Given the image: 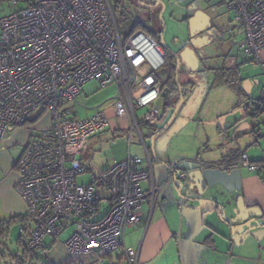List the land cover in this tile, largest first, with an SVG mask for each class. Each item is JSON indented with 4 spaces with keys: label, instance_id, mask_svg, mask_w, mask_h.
I'll list each match as a JSON object with an SVG mask.
<instances>
[{
    "label": "built area",
    "instance_id": "obj_1",
    "mask_svg": "<svg viewBox=\"0 0 264 264\" xmlns=\"http://www.w3.org/2000/svg\"><path fill=\"white\" fill-rule=\"evenodd\" d=\"M9 5L15 9L0 11V141L28 125L15 163L14 188L25 203L19 230L25 246L38 249L45 237L70 228L65 249L94 254L99 263L123 247L125 229L139 221L142 204L152 208L167 184L142 189L152 169L130 149L137 138L150 161L140 128H158L164 121L163 106H154L164 85L155 73L164 51L141 30L122 39L106 0H9ZM226 7L243 35L241 51L264 70V0H227ZM91 80L100 87L114 85V96L81 116V108L90 109L79 100L81 87ZM252 106L264 114V86ZM109 127L124 132L127 154L112 159L94 184H77L89 138ZM240 164L256 169L245 155ZM124 251L133 262V251Z\"/></svg>",
    "mask_w": 264,
    "mask_h": 264
},
{
    "label": "crops",
    "instance_id": "obj_2",
    "mask_svg": "<svg viewBox=\"0 0 264 264\" xmlns=\"http://www.w3.org/2000/svg\"><path fill=\"white\" fill-rule=\"evenodd\" d=\"M230 28L239 33L240 48L243 35L232 25V21ZM223 57L217 68L213 85L223 84L225 86H221L231 89L234 95L230 104L227 105L226 102L220 105L219 109L222 113L214 115V120L224 122L214 123L213 135L207 136L201 155L196 158L192 157L193 155L187 157L190 160L179 157L176 165L185 166L184 170L207 165L220 168L239 167L240 189L233 195L241 196L246 206L256 207L264 217V118L263 125L260 126L257 120H254V116L258 113L256 112L257 115L254 116V112L252 113L254 111L252 101L258 90L264 86V70L260 63L253 62L249 57L239 61L233 52H225ZM260 60L264 62V48L260 52ZM233 85L241 92L239 98ZM163 104L164 98L161 96L155 107L160 108ZM225 114H230L228 119ZM182 123L185 126V122ZM147 134L150 136L149 131ZM28 136L27 128H14L0 141V220L24 213L25 203L14 188L17 179L15 163L23 151ZM147 149L150 161L146 159L144 149L143 159L150 164L152 173L148 179L141 182L145 183L142 187L144 190L149 189L152 183L156 186L161 185L169 175L165 168V175L158 180L154 171L155 160L150 154L149 147ZM243 155L256 166V169L240 164ZM176 165L170 164L171 167ZM166 185L167 187L162 188L163 190L158 193L152 208L148 202L142 204L139 221L125 229L123 247L107 254L99 263H96L94 254L87 256L70 254L63 245L65 238H60V234L57 237L46 238L43 246L35 250V255L40 259L25 264H180L181 262L182 264H227L228 262L264 264V237L253 242L255 247L243 253L245 255L235 249L237 246L234 243L228 248L227 241L220 238L218 230H214L217 228L216 208L210 214L206 208L214 206L209 204L196 206L193 209L184 205L182 208L183 225L180 230L182 246H184L182 259V253L179 256L176 237L179 226L178 202L170 183ZM125 248L133 251L135 256L133 262H130L126 256Z\"/></svg>",
    "mask_w": 264,
    "mask_h": 264
},
{
    "label": "rangeland",
    "instance_id": "obj_3",
    "mask_svg": "<svg viewBox=\"0 0 264 264\" xmlns=\"http://www.w3.org/2000/svg\"><path fill=\"white\" fill-rule=\"evenodd\" d=\"M110 6L117 24L118 31L122 39H125L135 30H141L149 34L156 42L159 43L164 53L166 54L164 62L158 69L155 70L160 81L165 82L169 76V62H170V50H176L178 44L184 40L188 33V24L182 21V17L187 14L200 12L208 18L213 26V40L212 42L203 46V54L200 65L194 75H190L184 78L185 82H190L191 89L184 97L176 118L172 123V126L180 120L178 128L169 131V128L158 134L154 138L153 150L150 145V136H148L149 126L142 125L141 132L144 137V142L150 149V154L153 157L155 175L158 180L165 175V164L158 160L170 162V164L176 165L179 157H197L201 155L204 143L207 142V136L213 135L214 123L223 124L224 121L214 120L216 113H222L219 109L220 105L227 102L230 104L231 98L234 96L231 89L223 87L225 85L219 84L213 85L215 80V74L217 68L220 66L225 52H233L239 61H243L248 58L238 47L239 45V33L235 30H231L230 22L232 20L231 13L227 10V0H158L165 8L162 12V16L158 15V19H155L152 15V10L145 4L148 0H106ZM20 4V3H19ZM159 6V5H158ZM15 9V6L9 5V0H0V11L8 13ZM158 9V13H159ZM140 24L135 26V22ZM164 23V31L161 32ZM221 34H223L221 36ZM162 35L163 43L167 48H163L160 42V36ZM178 39V40H175ZM223 85V86H221ZM115 86L108 85L100 87L96 81H88L81 87V93L79 100L83 101L85 107L90 109L81 108V116L89 115L92 113L91 107L99 104L103 100L114 96ZM158 103L155 102L154 106ZM149 106L140 108L137 112L141 117ZM254 110V109H252ZM172 109L168 110L164 116L163 123L170 116ZM254 111H252L253 113ZM44 116V115H43ZM224 116V115H222ZM228 119L230 114H225ZM254 116V115H253ZM213 117V118H212ZM264 114L259 113L254 116V120L263 125L262 119ZM185 122V126H183ZM40 123V122H39ZM150 125H154L151 121ZM171 126V127H172ZM20 129V127H18ZM22 129L28 128V125L22 126ZM16 129V128H15ZM121 131H113L112 127L105 129L101 134L94 135L89 138V147L83 156V165L85 172L76 175L75 181L77 184H89L95 183L94 179L98 174L105 169L112 161V159H121L126 155V139ZM211 139V138H210ZM137 138L133 139L131 144V154L137 155L141 158L145 157L143 148L137 145ZM165 141V143H163ZM155 155V156H154ZM156 159H155V158ZM194 158V159H195ZM170 159V160H166ZM185 166H179V170H184ZM178 170V173H179ZM145 183H141V187H144ZM170 186V185H169ZM167 185L164 188H166ZM171 187V186H170ZM162 189V190H163ZM101 195H107L103 189L99 190ZM107 201H103V208H107ZM178 222H179V209ZM183 225L182 212H181V228ZM71 229L61 233L60 238H65L69 235ZM19 230V223L13 224L9 228L7 237L2 238V245L0 252L5 255L0 256V264H16L14 255L22 254V246L18 243L19 236H21ZM48 238L45 237V239ZM181 253L182 259L184 256V246H182L181 233ZM242 245V244H241ZM238 245L235 249L243 254L249 252L255 247L251 244V248L245 250V247ZM245 250V251H244ZM245 255V254H243ZM194 259V258H193ZM233 263V262H232Z\"/></svg>",
    "mask_w": 264,
    "mask_h": 264
},
{
    "label": "water",
    "instance_id": "obj_4",
    "mask_svg": "<svg viewBox=\"0 0 264 264\" xmlns=\"http://www.w3.org/2000/svg\"><path fill=\"white\" fill-rule=\"evenodd\" d=\"M158 3V0H152ZM163 7V5H162ZM162 16V13L159 14ZM211 26L210 18L201 13H194L188 19V32L191 39V46H185L179 51L170 50L169 52L176 56L177 61L175 65L174 73L176 88L179 89L181 95L175 104L170 116L161 127L152 126L150 131L153 135L150 136V145L153 150L154 138L156 135L162 133L169 128L172 121L176 118L179 107L190 91V87L186 88V91L182 92V87L178 81V72L180 62H185L186 67L190 70H195L198 66V58L195 52L196 49L203 47L204 45L212 42L213 37L208 39L207 36H198V33L206 30ZM164 27V23H163ZM211 30L207 33L209 35ZM213 34V31L212 33ZM206 38V41L202 44H196L195 40H201ZM160 42L163 48L167 46L163 43L162 35L160 36ZM194 75V74H193ZM170 89L164 87L161 92V96L166 98ZM180 125V120L174 126L169 128L172 132ZM165 143V141H163ZM155 156V155H154ZM155 158V157H154ZM156 159V158H155ZM156 161L165 164V168L168 170L169 175L166 180L167 184L170 183L174 190L179 209V226L176 232L179 256H181V211L183 206L193 209L196 206L202 207L203 205H213L212 208H206L210 214L214 212L216 208V225L214 229L219 234L220 238L227 241V247L229 248L233 243L238 246L241 245L245 250L251 248L253 242L259 241L264 237V217L261 212L253 206H246L241 196H234L233 193L240 189V169L234 168H220L211 165L198 166L190 168L188 170H179V167H171L168 162L163 160ZM200 163V162H199ZM179 170V173H178ZM244 250V251H245ZM240 252V251H239ZM182 264V262L180 263ZM227 264H234L228 262Z\"/></svg>",
    "mask_w": 264,
    "mask_h": 264
},
{
    "label": "flooded vegetation",
    "instance_id": "obj_5",
    "mask_svg": "<svg viewBox=\"0 0 264 264\" xmlns=\"http://www.w3.org/2000/svg\"><path fill=\"white\" fill-rule=\"evenodd\" d=\"M140 1H141V0H140ZM145 4L149 7V9L152 10V15H153V17H154L155 19H158V15H159L160 13H162L163 11H165V8H166V6L164 7V5H163L160 1H158V3H157V2H154V1H152V0H148ZM158 5H159V6H158ZM162 5H163V7H162ZM158 9H159V11H160L159 13H158ZM192 14H193V13H192ZM192 14H187V13H186V15L182 17V21H184L186 24H188V19L192 16ZM210 22H211V21H210ZM211 25H212V23H211ZM160 30H161V32L164 31V27H162V29H160ZM210 30H211L210 34L207 35V33H208ZM212 31H213V30H212V28H211V26H210V27L207 28L206 30H204V31H202V32H200V33H198V36H201V37L207 36L208 39H211V37H212V34H211ZM191 39H192V38L189 36V32H188V33H187V36L184 38V40H182V41L178 44V48H177L175 51H179V50L183 49L185 46H191V45H192L191 42H190ZM175 40H178V39H175ZM205 41H206V38H203V39H201V40H195V43L199 45V44L204 43ZM162 50H163V49H162ZM195 52H196V54H197V58H198V66H197V68H196L195 70H190L189 68H187L185 62H182V61H181L180 64H179L178 81H179V84H180L181 87H182V92H183V93L186 91V88H187V87H191L190 82H189V83H188V82H185V81H184V78H186V77H188V76H190V75L193 76V74H194V77H195L196 74L193 73V72L196 71V70L198 69V67H199V65H200V62H201V60H202V57L204 56V54H203V47L196 49ZM164 54H165V53H164ZM170 57L172 58V60H174V63H175V65H176V61H177L176 56H174L173 54H171ZM164 60H165V56H164ZM175 65H174V70H175ZM175 77H176V75H175V73H174L173 83L171 84V86H169L170 83H168V82L165 83L164 86H163V87H168V88L170 89L169 93L166 95V98H168V97H173L174 99H176V98L179 99V97H180V95H181L179 89L176 88ZM185 86H187V87H185ZM178 99H177V101H178ZM173 122H174V120L172 121V123H173ZM172 123L170 124L169 128H171ZM167 128H168V127H167Z\"/></svg>",
    "mask_w": 264,
    "mask_h": 264
},
{
    "label": "trees",
    "instance_id": "obj_6",
    "mask_svg": "<svg viewBox=\"0 0 264 264\" xmlns=\"http://www.w3.org/2000/svg\"><path fill=\"white\" fill-rule=\"evenodd\" d=\"M139 24L140 23L138 21L135 22V26H137ZM165 56H166V54H165ZM170 59L171 60L168 63L169 64V71H170V73H169V76H168L167 80L164 82V84L167 83V82L170 83L169 86H171V84L173 83L174 65H175L174 60H172L171 57H170ZM164 62H166V60ZM221 82L223 83V81H221ZM233 86H234L233 88L236 91V93L238 95V98H239V96L241 95V92L239 91V89H237V87L235 85H233ZM177 99L178 98L174 99L173 97L164 98V104H163L164 116L166 115V113L168 112V110H170V109L173 110L175 104L177 103ZM238 102H239V99H238ZM256 112L257 111L254 110L253 115H257L258 112L257 113ZM149 134H150V136L153 135V133L151 131H149ZM22 218H23V216L20 214V215L12 216V217H10L8 219H5V220H0V229H1L0 247L2 245L1 239L7 237L8 232H9V228L13 224L20 223L22 221ZM18 243L22 246V254L21 255L16 254V255L12 256V257H14V260H15V263L16 264H25L27 262H31V261L39 260L40 259V257H38V256L35 255V250H37V249H28L25 246L24 239L22 238V235L19 236ZM4 255L5 254L3 252H0V256L3 257Z\"/></svg>",
    "mask_w": 264,
    "mask_h": 264
}]
</instances>
